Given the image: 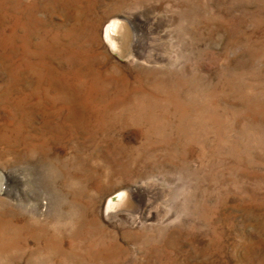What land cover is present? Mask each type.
Returning <instances> with one entry per match:
<instances>
[{
  "label": "rangeland",
  "instance_id": "obj_1",
  "mask_svg": "<svg viewBox=\"0 0 264 264\" xmlns=\"http://www.w3.org/2000/svg\"><path fill=\"white\" fill-rule=\"evenodd\" d=\"M0 264H264V0H0Z\"/></svg>",
  "mask_w": 264,
  "mask_h": 264
},
{
  "label": "bare ground",
  "instance_id": "obj_2",
  "mask_svg": "<svg viewBox=\"0 0 264 264\" xmlns=\"http://www.w3.org/2000/svg\"><path fill=\"white\" fill-rule=\"evenodd\" d=\"M118 25H119V23L118 22H115V21H112L110 24H109V26L107 27V37L108 38H110V34H111V31L112 30H116L117 28H118ZM113 44H114V42H113ZM125 194V193H124ZM119 195V196H121L120 197V199H122V198H124L125 197V195Z\"/></svg>",
  "mask_w": 264,
  "mask_h": 264
}]
</instances>
